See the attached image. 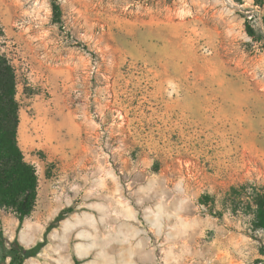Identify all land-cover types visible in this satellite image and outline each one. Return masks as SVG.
Instances as JSON below:
<instances>
[{"label":"rangeland","instance_id":"obj_1","mask_svg":"<svg viewBox=\"0 0 264 264\" xmlns=\"http://www.w3.org/2000/svg\"><path fill=\"white\" fill-rule=\"evenodd\" d=\"M0 53L39 177L21 229L4 207L0 228L43 241L40 264L69 206L142 228L163 264H263L232 189L264 188V0H0Z\"/></svg>","mask_w":264,"mask_h":264},{"label":"trees","instance_id":"obj_2","mask_svg":"<svg viewBox=\"0 0 264 264\" xmlns=\"http://www.w3.org/2000/svg\"><path fill=\"white\" fill-rule=\"evenodd\" d=\"M257 4L261 5L262 2ZM53 6L59 15L60 7L55 3ZM247 32L252 37L260 35L249 24ZM16 86L15 68L10 59L0 53V207L13 209L19 221V231L36 205L39 177L36 167L26 160L18 142L20 117ZM249 187L252 188L251 193L248 192ZM232 192L240 195L242 204L253 209L255 227L264 230V188L243 185L242 190L234 187ZM75 211L72 206L63 208L50 222L46 233L58 227L62 220ZM257 239L260 241V252L264 255V244ZM43 246V241L26 246L17 237L11 240L0 228V264H6L8 257V264H26L28 258L39 255Z\"/></svg>","mask_w":264,"mask_h":264},{"label":"crops","instance_id":"obj_3","mask_svg":"<svg viewBox=\"0 0 264 264\" xmlns=\"http://www.w3.org/2000/svg\"><path fill=\"white\" fill-rule=\"evenodd\" d=\"M87 219L75 212L49 232L45 252L50 256H45L44 264H163L157 246L142 228H126L123 233L109 228L103 233ZM29 259L40 264L35 257Z\"/></svg>","mask_w":264,"mask_h":264}]
</instances>
